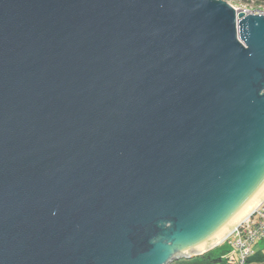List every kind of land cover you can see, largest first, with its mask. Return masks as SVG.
<instances>
[{
    "label": "water",
    "instance_id": "95a60500",
    "mask_svg": "<svg viewBox=\"0 0 264 264\" xmlns=\"http://www.w3.org/2000/svg\"><path fill=\"white\" fill-rule=\"evenodd\" d=\"M263 179L264 14L0 0V264L199 256Z\"/></svg>",
    "mask_w": 264,
    "mask_h": 264
},
{
    "label": "built area",
    "instance_id": "2783aa9c",
    "mask_svg": "<svg viewBox=\"0 0 264 264\" xmlns=\"http://www.w3.org/2000/svg\"><path fill=\"white\" fill-rule=\"evenodd\" d=\"M253 12L264 14V7H258ZM226 241L237 253L236 258L230 264H248L254 254V246L264 241V199L254 212L235 228Z\"/></svg>",
    "mask_w": 264,
    "mask_h": 264
},
{
    "label": "bare ground",
    "instance_id": "6f19581e",
    "mask_svg": "<svg viewBox=\"0 0 264 264\" xmlns=\"http://www.w3.org/2000/svg\"><path fill=\"white\" fill-rule=\"evenodd\" d=\"M264 199V179L259 184L254 193L248 200L233 213L217 230L210 234L206 239L194 244L195 249L204 251L214 244L220 243L230 231L245 219L250 212H252L259 203Z\"/></svg>",
    "mask_w": 264,
    "mask_h": 264
},
{
    "label": "crops",
    "instance_id": "0c3cea01",
    "mask_svg": "<svg viewBox=\"0 0 264 264\" xmlns=\"http://www.w3.org/2000/svg\"><path fill=\"white\" fill-rule=\"evenodd\" d=\"M236 255L237 253L231 245H219L218 248L212 252L213 258H216L214 262L209 263L203 260L190 259L183 264H230V262L236 258ZM175 264L181 263L177 262ZM248 264H264V241H260L254 246V254L250 258Z\"/></svg>",
    "mask_w": 264,
    "mask_h": 264
},
{
    "label": "rangeland",
    "instance_id": "374dc122",
    "mask_svg": "<svg viewBox=\"0 0 264 264\" xmlns=\"http://www.w3.org/2000/svg\"><path fill=\"white\" fill-rule=\"evenodd\" d=\"M230 5H232L238 11H250L253 12L258 7H264V0H225ZM230 245L226 240L220 244ZM172 264V262L170 263Z\"/></svg>",
    "mask_w": 264,
    "mask_h": 264
},
{
    "label": "trees",
    "instance_id": "16d2710c",
    "mask_svg": "<svg viewBox=\"0 0 264 264\" xmlns=\"http://www.w3.org/2000/svg\"><path fill=\"white\" fill-rule=\"evenodd\" d=\"M216 248H218V246L215 247V248H213L212 250H210V251H208V252L202 254V255L194 256V257H191V258H182V259H180V260L174 261L172 264H175V263H177V262H180L181 264H183L184 262H186V261H188V260H190V259L203 260V261H207V262H209V263H210V262H214V261L216 260V258H213V256H212V252H213Z\"/></svg>",
    "mask_w": 264,
    "mask_h": 264
}]
</instances>
